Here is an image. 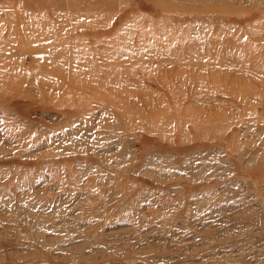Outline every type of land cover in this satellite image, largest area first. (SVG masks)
Listing matches in <instances>:
<instances>
[{"label": "rangeland", "instance_id": "1", "mask_svg": "<svg viewBox=\"0 0 264 264\" xmlns=\"http://www.w3.org/2000/svg\"><path fill=\"white\" fill-rule=\"evenodd\" d=\"M190 2L0 0V264H264V0Z\"/></svg>", "mask_w": 264, "mask_h": 264}, {"label": "bare ground", "instance_id": "2", "mask_svg": "<svg viewBox=\"0 0 264 264\" xmlns=\"http://www.w3.org/2000/svg\"><path fill=\"white\" fill-rule=\"evenodd\" d=\"M191 2L189 3V4H196V3H194V2H192V0H190ZM198 9H200V8H198ZM198 13V12H197ZM69 74V73H68ZM101 86H103V85H101ZM109 86H113L111 83H110V85ZM115 87V86H114ZM114 89H113V87H111V93H112V95L114 94ZM128 96V98H130L129 97V95H127ZM70 99H73V98H70ZM121 112H125L124 110L122 111V110H120ZM131 126V125H130Z\"/></svg>", "mask_w": 264, "mask_h": 264}]
</instances>
